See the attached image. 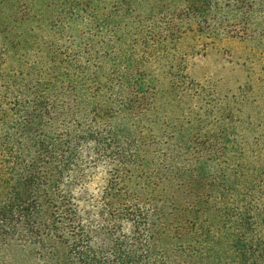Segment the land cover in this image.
<instances>
[{"label":"rangeland","instance_id":"1","mask_svg":"<svg viewBox=\"0 0 264 264\" xmlns=\"http://www.w3.org/2000/svg\"><path fill=\"white\" fill-rule=\"evenodd\" d=\"M103 21L126 36L134 70L152 73L159 94L142 129L133 130L143 144L129 154L136 155L135 163L124 165L113 149L89 148L68 182L69 198L95 249L107 255L109 243L129 233L134 243L133 222L147 228L139 210L150 215L174 209L169 168L163 174L157 169L162 163L183 164L172 156L194 162L198 133L236 141L228 162L210 164L222 168L218 176L226 171L231 180L235 174L249 181L259 175L255 196L264 198V0H0L1 94H7L10 83L17 87L8 101L24 88L32 98L31 87L51 82L66 55L85 61ZM110 65L104 66L107 73ZM20 100L21 109L10 105L0 118V168L8 165L4 132L14 131L24 115ZM141 160L148 162L145 177H139ZM122 176L129 183L125 192ZM91 220L102 229L95 231ZM0 264H52L51 250L0 239Z\"/></svg>","mask_w":264,"mask_h":264},{"label":"trees","instance_id":"2","mask_svg":"<svg viewBox=\"0 0 264 264\" xmlns=\"http://www.w3.org/2000/svg\"><path fill=\"white\" fill-rule=\"evenodd\" d=\"M113 27L103 21L88 58L77 62L66 55L51 82L31 87L32 98L24 88L8 101L17 85L9 83L7 94L0 88V118L10 105L21 109L20 99L24 104L15 130L4 132L8 165L0 168V239L22 240L36 251L49 248L52 264H264V198L255 196L259 175L252 181L238 174L231 180L226 171L218 176L222 168L210 163L228 162L236 141L209 132L197 134L194 162L172 156L183 164L162 163L157 169L163 174L169 168L174 209L150 215L139 210L147 228L133 222L134 243L129 233L112 240L107 255L95 249L69 198L68 182L89 148L113 149L124 165L135 163L136 155L129 154L143 144L133 130L142 129L159 94L152 73L134 70L126 36ZM139 163V177H145L148 162ZM122 177L125 192L129 183ZM177 178L182 180L173 184ZM91 225L102 229L96 220Z\"/></svg>","mask_w":264,"mask_h":264}]
</instances>
